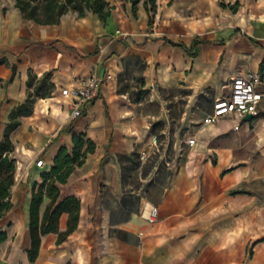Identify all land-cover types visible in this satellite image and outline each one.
<instances>
[{
	"label": "crops",
	"instance_id": "crops-1",
	"mask_svg": "<svg viewBox=\"0 0 264 264\" xmlns=\"http://www.w3.org/2000/svg\"><path fill=\"white\" fill-rule=\"evenodd\" d=\"M107 1L106 22L69 13L53 26L0 2V125L46 75L54 86L11 138L16 184L0 219V264H264V151L249 138V126L264 121L245 118L238 130L234 117L202 121L209 136L202 145L194 137V147L172 131L191 106L211 104V113L235 76L256 73L264 83V0H155L152 25L147 0L136 15L131 0ZM91 75L113 78L73 119L61 92ZM74 134L95 144L58 185V203L80 202L77 229L59 242L69 229L63 213L31 263L33 191L62 149L73 152ZM153 135L171 145V167L158 156L141 162ZM49 204L45 196L41 220Z\"/></svg>",
	"mask_w": 264,
	"mask_h": 264
},
{
	"label": "trees",
	"instance_id": "trees-1",
	"mask_svg": "<svg viewBox=\"0 0 264 264\" xmlns=\"http://www.w3.org/2000/svg\"><path fill=\"white\" fill-rule=\"evenodd\" d=\"M15 7L20 11L24 20L32 21L40 26L58 25L61 19L69 13H75L79 18L88 14L97 15L106 22L111 16L110 4L107 0H14ZM141 0H131L133 13L136 15L137 6ZM151 6V7H150ZM145 8L150 16V25L157 12L155 0H147ZM235 12L237 9L232 8ZM50 75H46L36 86L33 93H29L25 104L14 109L10 115V122L5 129L4 138L0 142V219L12 209L11 191L16 184V159L13 157L15 145L11 139L12 133L22 125L21 118L29 117L34 113V104L37 98H47L53 93V84L49 83ZM33 87L32 79L28 82ZM85 135H73L74 149L69 153L62 149L57 155L54 166L49 173L42 176L43 184L33 191L30 208V235L31 247L27 251L28 260L35 263L39 254L42 237L58 232L59 219L63 213L70 215L69 229L66 234L60 235L59 242L77 229L79 221L80 202L76 198H68L58 203L60 189L58 185L68 182L76 167H81L88 154L94 153L95 144L84 140ZM87 145L86 150H84ZM50 200L43 219L40 217V208L44 197ZM7 240L6 233L0 234V245Z\"/></svg>",
	"mask_w": 264,
	"mask_h": 264
},
{
	"label": "built area",
	"instance_id": "built-area-1",
	"mask_svg": "<svg viewBox=\"0 0 264 264\" xmlns=\"http://www.w3.org/2000/svg\"><path fill=\"white\" fill-rule=\"evenodd\" d=\"M112 78L111 75L104 78L91 75L79 83L63 89L61 95L70 101L71 117L73 119L80 118L83 115V108L99 98L102 85ZM263 103L264 83L261 76L256 73L239 74L232 79L229 94L216 99L212 112L204 117L203 125L213 126L222 119L234 117L238 120L235 127L238 130L247 116L257 117L259 115ZM186 144L194 147L197 141L191 137L187 139ZM170 150L171 145L164 144L158 135H153L148 141L147 150L140 155V160L147 162L150 156H158L167 167H171L173 159ZM36 166L43 168L45 166L44 160L37 159ZM143 216L152 222L156 217V212L154 209L147 208Z\"/></svg>",
	"mask_w": 264,
	"mask_h": 264
},
{
	"label": "rangeland",
	"instance_id": "rangeland-1",
	"mask_svg": "<svg viewBox=\"0 0 264 264\" xmlns=\"http://www.w3.org/2000/svg\"><path fill=\"white\" fill-rule=\"evenodd\" d=\"M3 4L11 5L13 0H0ZM41 98L36 99V103L34 104V111L37 108V104L40 102ZM206 102V101H205ZM58 104V102H55ZM211 104L208 105V103L205 104H198L191 106L187 110V115L185 120H182L180 123H178L177 128H172V131H175L178 137L189 139L191 137H197L199 140V143L202 145L203 141H206L208 139V133L205 130L206 128L203 127L202 121L205 117V114L210 108ZM179 114H177L178 116ZM258 120L264 121V103L262 104V107L260 109L259 115L257 117ZM225 123V122H223ZM245 123L242 122V125ZM251 129V134L249 136L250 139H252V147L253 151H264V126L255 123L254 125L249 126ZM258 128V133L261 135L259 136L256 132H254L255 129ZM5 128L3 125H0V130L3 131ZM157 130L163 131L164 129L161 127H157ZM166 130V129H165ZM5 131V130H4ZM168 133V130L165 131ZM164 135V134H163ZM168 135V134H167ZM13 137V133L11 135V138Z\"/></svg>",
	"mask_w": 264,
	"mask_h": 264
},
{
	"label": "water",
	"instance_id": "water-1",
	"mask_svg": "<svg viewBox=\"0 0 264 264\" xmlns=\"http://www.w3.org/2000/svg\"><path fill=\"white\" fill-rule=\"evenodd\" d=\"M253 119H254V116H252V115H249L246 117V120H253Z\"/></svg>",
	"mask_w": 264,
	"mask_h": 264
},
{
	"label": "bare ground",
	"instance_id": "bare-ground-1",
	"mask_svg": "<svg viewBox=\"0 0 264 264\" xmlns=\"http://www.w3.org/2000/svg\"><path fill=\"white\" fill-rule=\"evenodd\" d=\"M31 153V152H30Z\"/></svg>",
	"mask_w": 264,
	"mask_h": 264
}]
</instances>
